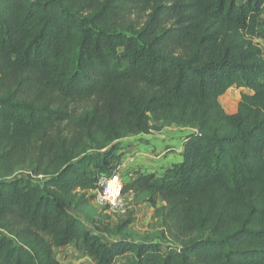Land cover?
Wrapping results in <instances>:
<instances>
[{
    "label": "trees",
    "instance_id": "1",
    "mask_svg": "<svg viewBox=\"0 0 264 264\" xmlns=\"http://www.w3.org/2000/svg\"><path fill=\"white\" fill-rule=\"evenodd\" d=\"M263 6L0 0V264H59L73 243L94 264H264ZM167 125L192 131L182 160L122 189L163 204L161 241L71 214L121 140Z\"/></svg>",
    "mask_w": 264,
    "mask_h": 264
},
{
    "label": "rangeland",
    "instance_id": "2",
    "mask_svg": "<svg viewBox=\"0 0 264 264\" xmlns=\"http://www.w3.org/2000/svg\"><path fill=\"white\" fill-rule=\"evenodd\" d=\"M263 17H264V6H263ZM261 49L264 53V45H261ZM264 81V77H263ZM241 90L232 89L229 90L223 97L220 99L222 108L227 112L228 109L235 110L237 103L240 98ZM228 108V109H227ZM168 126V125H167ZM179 130L176 129L174 132L179 134ZM167 134L173 133L172 130H167ZM122 146H128L130 143L121 142ZM170 148V147H168ZM167 148V149H168ZM152 155V153H151ZM154 155V154H153ZM157 158L158 156H152ZM124 157L122 158V160ZM136 162V161H135ZM139 163V162H138ZM137 165V163H136ZM133 167L135 172L137 170H143L145 172H153L152 167L148 166L147 168H140L138 166ZM128 171H123V174H127ZM156 173V172H155ZM125 177V182L128 179V175H123ZM127 177V178H126ZM131 181V180H130ZM89 193V192H88ZM87 193V194H88ZM163 206L162 203L157 202L155 208L140 197H135L134 195L127 193L121 196L120 203L117 207L111 209H102L96 207L91 200L89 205L84 208L83 211L70 209L71 214L80 219L83 224L92 232L98 233V230L104 225H109L111 227L119 226L122 224H128V230L134 233L135 240H143L147 238L154 239L155 241H161L160 232L163 228L160 218L156 214V209ZM104 240H113L114 237H107L102 235ZM80 244H72L69 249L64 250V252L54 250V255L59 259L60 264H94L91 259H86L81 251ZM131 256L126 255L121 258H118L114 261L113 264H131Z\"/></svg>",
    "mask_w": 264,
    "mask_h": 264
},
{
    "label": "crops",
    "instance_id": "3",
    "mask_svg": "<svg viewBox=\"0 0 264 264\" xmlns=\"http://www.w3.org/2000/svg\"><path fill=\"white\" fill-rule=\"evenodd\" d=\"M227 92H229V90ZM235 112L236 109L235 110L228 109L226 113L233 114ZM176 129L179 130L178 131L179 134H176L174 132ZM167 130H172L173 133L169 132V134H167L166 132ZM191 132L192 131L190 129L185 128L183 126L168 125L165 126L164 129L158 133L149 134V135L142 134L137 136H129L119 142L123 153L122 158L124 157V159H126L130 156H136V163H137L136 166H138V169L139 167L147 168L148 166H151L153 172H156L157 174H161L164 170L171 167L173 164L179 163L182 160L181 151L183 147V141L184 138L187 135H189ZM121 142H125V143L131 142L132 144H129L128 146H122ZM152 156H158V157L155 158ZM69 247L70 245L57 250L64 252V250L66 249L68 250ZM85 258L89 259L87 257ZM57 260L59 262V259Z\"/></svg>",
    "mask_w": 264,
    "mask_h": 264
},
{
    "label": "built area",
    "instance_id": "4",
    "mask_svg": "<svg viewBox=\"0 0 264 264\" xmlns=\"http://www.w3.org/2000/svg\"><path fill=\"white\" fill-rule=\"evenodd\" d=\"M135 161L136 156L120 160L113 171L100 174L97 177L95 188L88 193V197L96 207L111 209L118 206L122 196L123 185L126 183L123 175H128L127 181L135 178L137 172H135V168L133 169L136 165ZM126 170L128 173L123 174V171ZM139 171L145 172L141 169Z\"/></svg>",
    "mask_w": 264,
    "mask_h": 264
}]
</instances>
